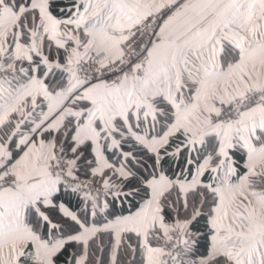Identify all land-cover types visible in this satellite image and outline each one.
<instances>
[{
    "label": "snow or ice",
    "instance_id": "1",
    "mask_svg": "<svg viewBox=\"0 0 264 264\" xmlns=\"http://www.w3.org/2000/svg\"><path fill=\"white\" fill-rule=\"evenodd\" d=\"M0 264H264V0H0Z\"/></svg>",
    "mask_w": 264,
    "mask_h": 264
}]
</instances>
